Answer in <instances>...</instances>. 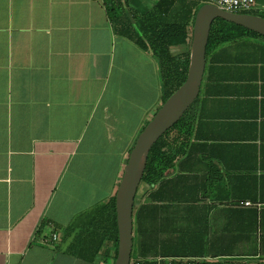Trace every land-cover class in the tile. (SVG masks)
Wrapping results in <instances>:
<instances>
[{"label":"crops","instance_id":"crops-1","mask_svg":"<svg viewBox=\"0 0 264 264\" xmlns=\"http://www.w3.org/2000/svg\"><path fill=\"white\" fill-rule=\"evenodd\" d=\"M121 1L135 24L157 0ZM164 102L158 58L117 32L104 0H0V264H112V243L93 261L73 244L90 229L89 213L115 197L137 137ZM190 119L202 146L184 168L195 188L217 191L201 198L213 206L210 234L239 225L233 210L264 217V47L211 50ZM50 229L55 248L44 241Z\"/></svg>","mask_w":264,"mask_h":264},{"label":"trees","instance_id":"trees-1","mask_svg":"<svg viewBox=\"0 0 264 264\" xmlns=\"http://www.w3.org/2000/svg\"><path fill=\"white\" fill-rule=\"evenodd\" d=\"M206 2L157 0L144 15H133V24L124 12L121 0H104L117 32L135 39L143 47L149 46L158 58L165 101L186 79L194 18ZM258 10L242 12L260 15ZM256 37L264 38L255 31L218 18L212 24L206 56L218 48L264 47ZM184 44L189 45L186 52L172 54V47ZM193 106L155 143L149 154L142 181L149 188L145 191L140 188L136 196L132 260L140 264H156L150 259L159 256L179 258L210 255L220 258L246 255L260 257L259 264H264V217H260L255 208H244L238 212L233 210L239 216L230 218V222L237 220L239 225L210 234L209 214L213 206L205 204L201 198L207 190L214 194L217 191L204 186L195 188L189 175L192 170L188 166L184 168V164L194 160L199 153L196 149L202 146L192 141L194 123L190 113ZM176 165L178 173L166 177L167 170ZM230 204L238 207L240 203ZM88 221L90 229L80 231L73 250L77 248L81 258L93 261L103 250L104 256H108L110 251L105 250V246L112 243V261H115L118 245L115 197L89 213ZM242 243H245L244 248H233ZM204 264L221 263L213 261Z\"/></svg>","mask_w":264,"mask_h":264},{"label":"water","instance_id":"water-1","mask_svg":"<svg viewBox=\"0 0 264 264\" xmlns=\"http://www.w3.org/2000/svg\"><path fill=\"white\" fill-rule=\"evenodd\" d=\"M218 18L264 36V16L248 12L226 11L211 2L204 3L198 9L192 29L186 79L140 132L129 153L115 194L118 245L113 264H131L136 196L143 181L149 154L155 143L185 115L198 99L206 70V54L211 28Z\"/></svg>","mask_w":264,"mask_h":264},{"label":"built area","instance_id":"built-area-1","mask_svg":"<svg viewBox=\"0 0 264 264\" xmlns=\"http://www.w3.org/2000/svg\"><path fill=\"white\" fill-rule=\"evenodd\" d=\"M219 6L220 8L230 11V12H242L250 11L258 8L257 0H207ZM246 205H251L250 202H246ZM50 236L44 241L48 243L52 248H55V242L58 240V234L53 232V229H50ZM155 261L156 264H173V261L180 260L183 263L187 264H203V259L200 258H172V257H155L150 259ZM131 264H140L137 261H131ZM245 264H249L246 262Z\"/></svg>","mask_w":264,"mask_h":264},{"label":"rangeland","instance_id":"rangeland-1","mask_svg":"<svg viewBox=\"0 0 264 264\" xmlns=\"http://www.w3.org/2000/svg\"><path fill=\"white\" fill-rule=\"evenodd\" d=\"M260 15H263L264 16V9L262 8H259V10L257 11ZM261 39H264L262 37H260ZM140 189V188H139ZM113 254H114V250H113ZM114 261H112L111 263L113 264Z\"/></svg>","mask_w":264,"mask_h":264}]
</instances>
